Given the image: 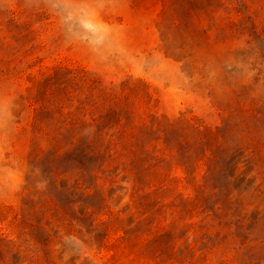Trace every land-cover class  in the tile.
Returning a JSON list of instances; mask_svg holds the SVG:
<instances>
[{
  "label": "trees",
  "instance_id": "obj_1",
  "mask_svg": "<svg viewBox=\"0 0 264 264\" xmlns=\"http://www.w3.org/2000/svg\"><path fill=\"white\" fill-rule=\"evenodd\" d=\"M259 1L162 0V13L172 9V25L185 37L171 46L170 56L185 61L190 77L198 73L199 50L213 51L199 73L209 81L214 103L224 115L216 129L185 115L158 116L141 79L106 84L84 67L67 65L28 74L27 99L34 117L27 196L15 216L18 235H0V264H56L53 245L82 233L91 237L89 245L85 242L88 248L101 253L109 228L100 219L107 207L103 184L116 182L112 174L105 176L111 168L122 169L128 178L138 221L146 224L152 239L169 228L165 212H189L188 220L198 213L202 218L195 225L207 231L227 228L230 215L242 231L243 218L229 204L239 165L251 163L261 181L255 190L264 186V71L258 68L245 81L253 66L262 63L251 61L249 41L247 48H233V42L264 37L249 9ZM204 21L212 26L204 28ZM259 49L264 50V40ZM29 52L14 54L9 67L0 68V80L31 68L21 66ZM175 170L180 174L173 175ZM167 196L170 203H164ZM259 231L263 233L264 223ZM257 241L264 243L260 236ZM148 260L163 261L159 252Z\"/></svg>",
  "mask_w": 264,
  "mask_h": 264
},
{
  "label": "rangeland",
  "instance_id": "obj_2",
  "mask_svg": "<svg viewBox=\"0 0 264 264\" xmlns=\"http://www.w3.org/2000/svg\"><path fill=\"white\" fill-rule=\"evenodd\" d=\"M54 3L58 6L53 7ZM249 6L264 31V0ZM83 10L92 13L88 22L96 32H86L76 23ZM162 10V0H0V68L7 69L13 55L25 50L30 52L21 66L31 65L11 80H0V235L8 239L18 235L15 216L27 196L24 187L31 168L34 117V106L27 99L29 73L38 76L55 65H67L84 67L106 84L141 79L149 87L152 111L158 116L174 119L185 115L212 129L222 126L224 115L214 103L209 81L199 73L213 51L199 50L198 73L190 77L185 61L170 56L171 46L185 37L172 25V9L165 14ZM69 12L73 20L66 23ZM237 15L233 17L238 19ZM209 26L212 24L203 22L204 28ZM210 34L214 40L215 34ZM262 40L264 37H241L233 42V48H247L249 41L251 61L262 63L253 66L245 81L258 68L264 71V50L259 49ZM110 170L105 176L112 174L116 182L103 184L107 207L100 217L109 227L106 248L101 253L89 249L85 242L89 245L91 237L86 233L77 236L81 240L64 237L61 244L53 245L56 264H154L148 259L155 252L160 253L161 264H264V243L257 241L259 236L264 239V231H259L264 223V186L255 190L261 181L251 163L236 169L229 204L243 218L242 231L230 215L227 228L207 231L195 225L202 218L198 213L188 220L189 212L176 216L165 212L169 228L153 239L146 224L138 221L128 178L122 169ZM171 200L167 196L164 203ZM205 206L211 208L212 203ZM167 210L170 213L173 208ZM56 235L62 236V231Z\"/></svg>",
  "mask_w": 264,
  "mask_h": 264
},
{
  "label": "clouds",
  "instance_id": "obj_3",
  "mask_svg": "<svg viewBox=\"0 0 264 264\" xmlns=\"http://www.w3.org/2000/svg\"><path fill=\"white\" fill-rule=\"evenodd\" d=\"M58 5L56 3L53 4V7H57ZM92 16L91 12L87 11V14H85V10L81 12V15L76 20V23L84 29L86 32H96V28L93 23L88 22L89 18ZM73 20V15L71 12L68 13V15L65 17V22L68 23ZM71 27L69 28V31H71Z\"/></svg>",
  "mask_w": 264,
  "mask_h": 264
}]
</instances>
